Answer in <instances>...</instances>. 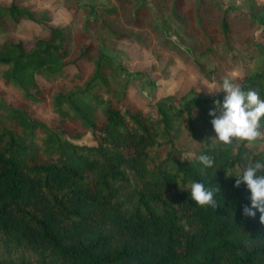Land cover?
<instances>
[{
	"label": "trees",
	"instance_id": "1",
	"mask_svg": "<svg viewBox=\"0 0 264 264\" xmlns=\"http://www.w3.org/2000/svg\"><path fill=\"white\" fill-rule=\"evenodd\" d=\"M114 2L90 6L80 33L50 27L29 50L0 43L2 79L21 102H46L38 78L64 82L49 101L55 126L0 100V264H264L260 214H243L251 193L235 187L237 166L264 160V150L213 144L209 115L225 77L264 99V58L247 73L231 41L239 33L247 50L264 52V11L221 0ZM23 20L36 18L20 0L0 4V33ZM95 33L159 45L219 90L129 105ZM88 133L95 146L75 143ZM188 152L212 156L214 167L183 159ZM192 182L219 186L216 209L195 204Z\"/></svg>",
	"mask_w": 264,
	"mask_h": 264
},
{
	"label": "rangeland",
	"instance_id": "2",
	"mask_svg": "<svg viewBox=\"0 0 264 264\" xmlns=\"http://www.w3.org/2000/svg\"><path fill=\"white\" fill-rule=\"evenodd\" d=\"M13 0H0V4L9 5ZM24 6L35 13L36 21H21L15 27L0 33V43L5 41H23L25 48H32L34 39L38 36L47 37L50 27H64L69 33H80L85 27L83 23L88 16L90 6L115 7L114 0H20ZM228 7L239 10H249L253 2L259 10L264 11V0H221ZM84 21V22H83ZM122 22L123 19H120ZM95 39L101 50L108 55L115 65V78L112 86L126 95L127 103L140 107L154 104L161 98L173 96L177 100L193 91L192 96L199 98H212L219 90L216 83L206 81L190 65L184 64L179 57L161 48L142 47L137 43L118 40L111 36H104L103 40ZM232 44L242 50L246 57V72L250 73L257 68L264 58V52L249 51L245 48L243 35H232ZM6 68L0 66V100L6 105L25 109L32 117L39 119L49 126L58 123V115L50 107L51 95L56 93L64 82L47 83L38 78L43 89L46 102L41 105L35 102H21L19 93L4 83L2 73ZM73 74L77 69L68 67ZM237 75V72H234ZM214 87L216 92L210 94L207 87ZM79 130V129H78ZM79 145L95 146L90 133L75 142ZM264 150V136L254 142ZM130 190V187H126Z\"/></svg>",
	"mask_w": 264,
	"mask_h": 264
},
{
	"label": "clouds",
	"instance_id": "3",
	"mask_svg": "<svg viewBox=\"0 0 264 264\" xmlns=\"http://www.w3.org/2000/svg\"><path fill=\"white\" fill-rule=\"evenodd\" d=\"M210 94L215 93L214 87H207ZM226 96L221 101H214V110L209 111L213 117L215 137L211 138L213 144L222 143L230 145L233 141H240L251 146L255 141L261 139L264 133L261 132V119L264 118V99H261L255 89L243 90L239 84L233 83L225 77L222 82V90ZM197 143V142H196ZM185 160L198 159L206 168H213L215 160L209 155H199L188 152L183 157ZM235 187L239 188L245 184L250 191L251 207L245 205L243 214L246 217L255 218L259 212V221L264 225V160L249 162L242 170L237 166L235 175ZM220 193L219 186L215 188L206 187L201 182L190 184V196L196 205L200 207H211L216 209L218 202L215 195Z\"/></svg>",
	"mask_w": 264,
	"mask_h": 264
}]
</instances>
